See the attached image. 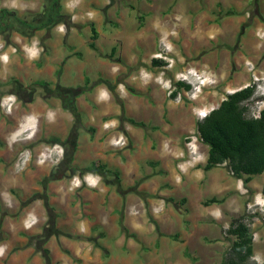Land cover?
Returning <instances> with one entry per match:
<instances>
[{
	"label": "crops",
	"instance_id": "1",
	"mask_svg": "<svg viewBox=\"0 0 264 264\" xmlns=\"http://www.w3.org/2000/svg\"><path fill=\"white\" fill-rule=\"evenodd\" d=\"M46 2L0 0V7L14 8L23 14L41 12ZM81 2L63 0V10L71 15L68 25L35 28L31 36L14 31L7 40L0 34V247L4 249L0 264H46L36 247L39 243L48 250L50 264L132 262V258L102 261V254L112 245H92L89 238L94 232H100L117 247L128 241L133 256L141 255L145 246L150 247L144 264H222L229 241L224 230L233 217L240 215L239 209L245 203L236 179L213 174L214 168L205 171L206 162H199L187 166L184 172L176 164V187L185 188L176 189V194L118 190L114 181V172L122 176L121 183L131 181L128 168L134 164L131 145L118 144V140L123 136H145L144 127L135 126L131 119L144 123L142 119L152 120L158 110L157 105L152 108L147 104L146 98L132 97L130 92L122 94L118 89L124 84L140 88L144 84L145 90L151 88L158 99L157 83L146 85L137 65L151 57V70L163 66L152 62L156 58V37L164 33L160 27L163 21L160 23L158 10H154L161 2L140 0L144 14L139 18L134 13L130 15L128 9L117 13V5L112 8L109 0ZM180 2L187 11H193V16L185 22L176 20L178 30H184V38H178L179 45L187 56L195 58L192 61L196 65L208 68L217 78V86L233 92L257 77L264 79V0ZM151 13L153 19L148 18ZM43 18L46 17L39 16ZM243 24H251L252 28L244 29ZM242 30L246 33L236 46L232 40ZM218 37L229 48L243 51L230 54L219 48L202 57L210 41ZM135 68H139V76L129 72ZM93 83L97 84L93 88L98 89V94L82 93ZM136 92L143 94L142 90ZM72 100L75 110L65 106ZM128 104L138 105L140 113H128ZM176 109L180 116L176 130L183 132L194 118L195 104L176 103ZM122 115L124 128L120 131L117 127ZM55 144L63 149V154L39 160L40 153ZM183 149L176 144V154ZM23 150H30L31 156L19 168L17 161ZM140 152L136 154L140 165L150 161L162 165L164 170L167 154L163 148L151 154V159L149 150ZM146 163L137 178L149 184L148 179L143 180L149 173ZM93 164H104L110 169L112 174L107 178L115 183L106 184L99 172L85 171ZM52 174V179L43 185V180ZM254 176L248 183L251 192ZM203 181L202 190L198 186ZM263 185L264 182L261 190ZM3 192L11 200L9 204L2 197ZM40 193L43 197H34ZM212 197L222 201L205 205L204 201ZM164 198L168 203L157 212L155 209ZM256 201L254 204L261 205ZM45 202L55 221V230L47 235L49 214ZM254 226L257 230L253 258L258 257L261 262L255 260L264 264V223L259 221Z\"/></svg>",
	"mask_w": 264,
	"mask_h": 264
},
{
	"label": "rangeland",
	"instance_id": "2",
	"mask_svg": "<svg viewBox=\"0 0 264 264\" xmlns=\"http://www.w3.org/2000/svg\"><path fill=\"white\" fill-rule=\"evenodd\" d=\"M109 1L111 2L110 6H112V8H114L115 5H117V13H120L121 10H123L124 12L125 10L128 9L130 15H132L131 13H134L138 18L141 16V14H144L140 0H109ZM61 2H62L61 4L63 5L64 4L63 0H61ZM158 2H161L162 5L160 7L156 6L154 10L155 13L156 10H158L159 13L158 20L160 21V23L163 21L160 27L164 30V33L156 37L157 50L153 54V56L156 58H161L166 62V64L151 70L149 67L151 61V57H150L149 58L150 61L139 62L140 64L137 65L138 67L141 68L140 74L143 77V81L145 82L146 85L149 82L152 83V81L157 83L159 89L157 92L158 99L156 100L154 98V95H156V93H153L151 91V88L149 90H145L146 87L144 84L142 88H140L139 86L130 87L124 84L123 86H121L120 90L118 89V91H121L122 94H126L130 92L132 97H137L141 99L146 98V100H148L147 104H150L152 108H154L155 105H157L158 110L157 113L154 114L152 110L150 111V113L153 114L151 118L152 120L142 119V121H144L145 124L143 128L145 136L144 134L141 133L142 134L141 137L144 136L143 138L131 139L129 138V136L122 137L123 140L125 139L127 146L128 143L129 146L131 145L129 150L133 155L134 164L133 166L128 168L132 180L131 181L125 180L122 183L120 181H116V187L118 190L119 189L130 190V191L132 190L136 192L148 190V191H156L157 194L158 192L176 194V189L179 190L185 189L184 187L181 188H179V186L176 187V164L184 172L187 166H191V165L196 166L199 162H206L208 146L199 139L196 128V121L202 118L200 114L203 116L206 107L213 104L218 105L226 96V94L229 92L224 90L225 88L217 86L216 83L217 78L212 73H209V71L207 70L208 68H206L203 65L202 66L196 65L194 62L195 58H190L189 56H187L181 45H179V39L182 40L184 38L183 35L184 30L183 31L178 30L177 27L179 24L176 20L180 22L187 21L190 17L193 16V11H187V7L184 4H182L180 0L177 1L158 0ZM80 3H82L81 0H77V4ZM9 9L17 10L14 8H9ZM153 17L154 14L151 13L148 18L153 19ZM235 17H241V15H236ZM168 21H170V23ZM164 23L166 24V26ZM251 26H252L251 24L249 25L243 24L244 29L252 28ZM62 28H65V25H62ZM245 33H243L242 30L240 34L236 35V37L232 40L234 41L235 45L239 44L241 37L245 35ZM210 43L211 45L208 48L206 47L204 52H202L203 53L202 57H205L207 53L216 51L219 48L226 49L227 51L230 52V54L235 53L237 51H243L239 48L236 49V47L229 48L226 44H224V41L221 37H218L217 40L210 41ZM129 72L136 73L139 76V68H135L133 70H130ZM262 79L263 78L261 77L260 78L257 77L256 79H253V81L256 82V92H255L254 100L252 101L250 106L252 115L258 114L260 108L264 106V102L261 101L260 98H258L260 95L264 94V81ZM178 80H184L187 83H190L192 87L188 91L186 90L180 91L176 97H170V94L173 91H175L174 82ZM96 86L97 84L95 85L93 83L92 87H88L82 93H84L85 95L98 94V89L93 88ZM136 90H142L143 94L141 95L136 94L137 93ZM152 96H153V101L155 100V102L151 100ZM187 102H193L195 104V113H194V118L190 120L189 125L186 126V128L182 132V130H176L177 128L176 119L178 120L180 117L179 110H177L179 107H177L176 109V103H178L179 106V103L187 104ZM161 106H164L165 108L162 109ZM168 106H170V108H168ZM128 107H129L127 109L128 113L129 111H131L134 116H135L134 113H140L139 111L140 109L138 108V105L128 104ZM122 112L124 115V110ZM123 115L121 116L119 120L120 122L119 126L117 127L118 130L120 131H122L121 128H124L123 127L124 123L122 119ZM127 122L130 123L129 121ZM153 125H155L156 128ZM176 131H179L177 132L178 133L177 141H176ZM137 139L142 140L143 144L141 142H137L139 141ZM120 142L121 141L118 140V144H120ZM176 144L184 148L178 154H176ZM159 148H163V150L167 154V162L164 165L165 172L161 168L162 165L158 163H150V161L149 163L145 162L146 165L149 167V173L147 177H145V179L143 178V180L148 179L150 181L149 184H146L142 181V178L141 179L137 178V172L138 171L142 172L141 169L145 167V163H143V166L140 165L139 162L141 159H139V157H137L136 154L140 150H141L140 154H144L145 150L147 151L149 150V159H151L150 157L151 154H155ZM143 159L145 160V158ZM217 168L218 169L215 168L213 169L215 170L213 174L217 173V174L232 176L237 181L239 193L242 192L240 194L245 196L244 207L242 210L239 209L240 210L239 213L242 214L246 212L247 214H252L253 212H256V214L259 215L258 222L262 221L264 223V216L262 215V213H260L261 208L264 209V195L261 193V183L264 182V173L257 174L254 176L255 182L253 183L255 185L253 187V191L251 192L246 189L242 180H238L231 174L226 163L218 166ZM173 173L174 175L172 176ZM119 176H120L119 177L120 180L122 176L121 175ZM114 178L116 179L115 176ZM151 178L154 180H152ZM217 182L220 183V181L218 180ZM146 185H148L147 188ZM204 186H205V181H203L198 187L203 190ZM2 197L8 202V204L11 202V200L7 198L8 196L6 192L2 193ZM147 198H149V196H147ZM254 200H257L256 202H261L260 203L261 205L254 204L255 203ZM167 203H168L167 198L161 199L160 206H158L155 210H158L157 212H159L164 208V206L167 205ZM126 209H129L128 206H126ZM127 212L128 211H126V213ZM249 223L251 224L255 237L256 235L255 231L257 230V228L256 226H254L252 218L251 220H249ZM120 237H122V235H120ZM89 240L92 245H95L97 243H105V242H107L108 246L112 245L111 248L107 249L105 254H102V261H105V259L109 261L112 258H119V259L132 258V262H130V264H144L143 262L144 255L147 253L148 254L151 253V248L145 246L141 251V255L133 256L132 252L129 249L128 241L126 245L117 247L116 244L112 242V240L103 237L100 234V232L98 233L94 232L92 236L89 238ZM229 245L230 242L228 241V247ZM3 252L4 249L0 247V256L3 254ZM255 259L258 262L260 261L258 257H255Z\"/></svg>",
	"mask_w": 264,
	"mask_h": 264
},
{
	"label": "trees",
	"instance_id": "3",
	"mask_svg": "<svg viewBox=\"0 0 264 264\" xmlns=\"http://www.w3.org/2000/svg\"><path fill=\"white\" fill-rule=\"evenodd\" d=\"M46 1L41 12L26 11L21 14L17 10L0 8V34L7 40L14 31L31 36L34 34L35 28L52 26L58 23L68 25L71 15L63 10L61 0ZM41 15L46 18L39 19ZM93 30L95 31V29ZM152 62L153 65L166 64L161 58H155ZM191 87L190 83L178 80L174 82L175 91L170 94V97H176L180 91H188ZM63 90H61L64 93L63 95H67V92ZM255 92L256 82H251L243 88L229 92L216 108L196 121L199 139L208 146L204 170L209 171L226 163L231 174L242 180L248 191H251L248 183L253 176L264 173V106L260 108L258 114H251L250 106L254 100ZM71 95L73 96V94ZM258 98L264 102V95H260ZM28 99H31L30 94ZM65 106L75 110L74 101L65 102ZM131 122L135 126H145L143 122L134 119H131ZM68 152L70 153V151ZM85 171L99 172L103 175L106 184H114L119 181L117 172L113 174L116 177L115 182L107 178L109 174H112V171L104 164H93ZM52 177L53 174L45 178L43 185H46ZM261 193L264 195V185ZM37 196L43 197V194L34 195V197ZM221 201L216 197H212L205 200L204 204L210 205ZM45 206L49 214L47 235L55 230V221L48 202H45ZM253 216V213L247 214L244 212L237 217H233L229 222L224 233L230 245L226 250L222 264H259L253 258L254 231L249 223ZM36 247L40 249L46 258V264H50L48 250L42 247L40 243Z\"/></svg>",
	"mask_w": 264,
	"mask_h": 264
},
{
	"label": "built area",
	"instance_id": "4",
	"mask_svg": "<svg viewBox=\"0 0 264 264\" xmlns=\"http://www.w3.org/2000/svg\"><path fill=\"white\" fill-rule=\"evenodd\" d=\"M262 35H264V33H262ZM8 98H10V97H8ZM217 106L218 105L213 104V105L206 107L205 112H204L203 116H201V117L202 118L205 117L211 110H213ZM119 141H121L120 143H122V144L126 143L125 139L123 140L122 138ZM56 154H59V157L63 154V149L58 144H55L52 147H48L45 151L40 153L39 160L45 161L47 159H52L54 157V155H56ZM30 156H31L30 150H23L18 157L17 166L19 168L20 167L23 168L26 165V162L29 160ZM56 160H57V158H56ZM260 211H261L260 213H262V215L264 216V212H263L264 209L261 208ZM253 213H254V216L252 217V220H253V224H254V223L258 222L259 215H257L256 212H253Z\"/></svg>",
	"mask_w": 264,
	"mask_h": 264
},
{
	"label": "clouds",
	"instance_id": "5",
	"mask_svg": "<svg viewBox=\"0 0 264 264\" xmlns=\"http://www.w3.org/2000/svg\"><path fill=\"white\" fill-rule=\"evenodd\" d=\"M264 80V79H263ZM262 95H264V94H262ZM200 116H202L201 114H200Z\"/></svg>",
	"mask_w": 264,
	"mask_h": 264
},
{
	"label": "bare ground",
	"instance_id": "6",
	"mask_svg": "<svg viewBox=\"0 0 264 264\" xmlns=\"http://www.w3.org/2000/svg\"><path fill=\"white\" fill-rule=\"evenodd\" d=\"M161 32V31H160ZM137 156V155H136ZM132 164V163H131Z\"/></svg>",
	"mask_w": 264,
	"mask_h": 264
}]
</instances>
